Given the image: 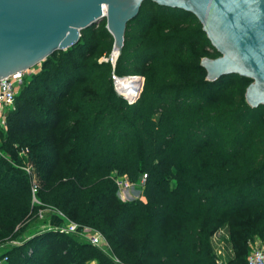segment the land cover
Instances as JSON below:
<instances>
[{
  "label": "trees",
  "instance_id": "obj_1",
  "mask_svg": "<svg viewBox=\"0 0 264 264\" xmlns=\"http://www.w3.org/2000/svg\"><path fill=\"white\" fill-rule=\"evenodd\" d=\"M104 24L19 84L0 141V245L50 207L97 230L111 255L50 230L0 252V264H38L52 239L63 248L54 264H222L211 235L223 226V264H245L247 241L264 245V104L246 103L251 79L205 78L200 59L219 53L183 9L143 0L113 64L100 57L112 46ZM134 74L142 85L128 102L112 76ZM114 174L142 181L140 197L120 199Z\"/></svg>",
  "mask_w": 264,
  "mask_h": 264
},
{
  "label": "water",
  "instance_id": "obj_2",
  "mask_svg": "<svg viewBox=\"0 0 264 264\" xmlns=\"http://www.w3.org/2000/svg\"><path fill=\"white\" fill-rule=\"evenodd\" d=\"M143 0H0V77L39 63L79 38V31L104 19L112 36L111 63L123 42L127 21ZM192 13L219 53L202 57L205 78L237 73L251 79L244 91L250 106L264 104V0H150ZM117 76L113 75V83ZM139 78V76H137ZM137 92L127 96L128 102Z\"/></svg>",
  "mask_w": 264,
  "mask_h": 264
},
{
  "label": "rangeland",
  "instance_id": "obj_3",
  "mask_svg": "<svg viewBox=\"0 0 264 264\" xmlns=\"http://www.w3.org/2000/svg\"><path fill=\"white\" fill-rule=\"evenodd\" d=\"M100 57L102 58H109L111 59L110 52L107 56L102 54ZM40 67L39 63H36L33 65V72L38 70ZM139 76V78H142L141 75L134 74ZM28 76V75H26ZM138 78V77H137ZM19 87V86H18ZM113 88L115 89V85L113 83ZM18 91V89H17ZM116 91V90H115ZM5 130V129H4ZM3 129L0 130V141L2 140L1 133L4 131ZM4 134V133H3ZM22 168V167H21ZM29 168V167H27ZM142 184L140 182L133 183L131 186H129L126 189H123L122 191L118 192L116 191L117 196L122 200H127L131 198H138L140 197ZM33 204L37 203V199H32ZM65 216L60 215L59 211L50 208L45 207L40 209L36 214H32L30 218L22 224L23 228L22 230L15 236V240L11 242H6L2 245H0V252L3 250L8 249L12 245H17L24 240L30 238L31 236H34L38 233H41L43 231H50V230H57L67 233L68 231L65 230V223L66 219H64ZM78 241H86L88 242V235L81 232H68ZM257 236H252L254 239ZM251 238V239H252ZM228 233L227 229L223 226L217 229L212 235H211V243L215 250V253L217 254V258L220 260V262L223 264L224 261L228 260V258L231 257L232 251L231 247L228 243ZM62 244L60 242H54V240H49L46 242V247L43 248L38 254V264H54L52 262V258L58 251L62 252ZM100 249L104 251L105 253L111 255L110 250L106 244V242L102 243L100 245ZM48 251V254L45 255V252ZM40 262V263H39ZM85 264H90L89 262Z\"/></svg>",
  "mask_w": 264,
  "mask_h": 264
},
{
  "label": "built area",
  "instance_id": "obj_4",
  "mask_svg": "<svg viewBox=\"0 0 264 264\" xmlns=\"http://www.w3.org/2000/svg\"><path fill=\"white\" fill-rule=\"evenodd\" d=\"M33 72V66L15 71L6 76L0 77V130L6 128V114L8 110L13 108L14 96L17 92L19 84L23 78ZM29 173V168H24ZM144 176H142L143 178ZM114 181L117 191L120 192L123 189L128 188L133 183L127 180L125 176H119L114 174ZM142 183V181H141ZM35 191V187L32 185L31 192ZM65 230L68 232H81L88 235V242L94 246L100 248V245L105 241V238L95 229L88 226H80L72 220L66 219ZM9 240L7 242H11ZM107 244V243H106ZM108 246V245H107ZM247 254L245 256V264H264V245L259 237L249 239L247 241ZM5 258V256H4ZM218 262L220 260L218 259Z\"/></svg>",
  "mask_w": 264,
  "mask_h": 264
},
{
  "label": "bare ground",
  "instance_id": "obj_5",
  "mask_svg": "<svg viewBox=\"0 0 264 264\" xmlns=\"http://www.w3.org/2000/svg\"><path fill=\"white\" fill-rule=\"evenodd\" d=\"M139 78L137 76L116 77L115 89L127 96H134L137 92Z\"/></svg>",
  "mask_w": 264,
  "mask_h": 264
},
{
  "label": "crops",
  "instance_id": "obj_6",
  "mask_svg": "<svg viewBox=\"0 0 264 264\" xmlns=\"http://www.w3.org/2000/svg\"><path fill=\"white\" fill-rule=\"evenodd\" d=\"M59 213H60V212H59ZM60 215H62V214L60 213ZM62 216H63V215H62ZM64 219H66V218L64 217ZM89 263H90V264H97L95 260H91V261H89Z\"/></svg>",
  "mask_w": 264,
  "mask_h": 264
}]
</instances>
